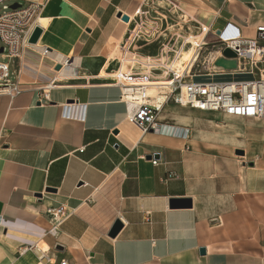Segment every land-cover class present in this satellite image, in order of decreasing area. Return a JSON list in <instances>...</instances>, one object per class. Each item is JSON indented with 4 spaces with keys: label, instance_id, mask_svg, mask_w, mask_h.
Segmentation results:
<instances>
[{
    "label": "crops",
    "instance_id": "0c3cea01",
    "mask_svg": "<svg viewBox=\"0 0 264 264\" xmlns=\"http://www.w3.org/2000/svg\"><path fill=\"white\" fill-rule=\"evenodd\" d=\"M28 1L39 5L47 25L17 65L21 94L0 93V264H44L31 252L16 254L36 243L51 264H264V118H233L246 126L236 139L209 142L203 131L205 140L196 142L189 140L192 123H185L189 108L178 107L184 109L178 116L177 106L167 104L158 121L171 135L142 134L126 122L120 90L108 76V56L120 57L123 38L117 13L131 17L146 5L151 17L162 18L155 38L135 46L155 57L170 34H185V26L170 28L167 4ZM170 1L218 38L230 27L239 38L254 39L264 26V0ZM66 60L73 76L61 78L57 71ZM256 70L264 76V60ZM256 70L212 81L256 80ZM51 82L48 102H39ZM67 104L74 116L63 119ZM185 130L187 139L181 138ZM239 137L244 142L233 145ZM173 199H189L191 207L170 209ZM52 207L70 213L56 238L46 234ZM117 221L122 228L110 237Z\"/></svg>",
    "mask_w": 264,
    "mask_h": 264
},
{
    "label": "built area",
    "instance_id": "2783aa9c",
    "mask_svg": "<svg viewBox=\"0 0 264 264\" xmlns=\"http://www.w3.org/2000/svg\"><path fill=\"white\" fill-rule=\"evenodd\" d=\"M26 4L15 9L11 6L16 0H0V93L14 98L21 94L22 87L18 82L17 65L24 49L29 45L28 40L35 28H41L39 18V5L23 0ZM154 6L155 0H146ZM167 4L166 14L172 25L185 26V34L173 32L168 40L161 45L157 56H142L135 50L139 42L149 41L162 29V18L151 17L150 8L141 5L135 9L128 22L131 27L122 38L119 46L118 69L112 80L120 90V101L126 108V122L136 127L142 134L154 132L161 126L158 118L165 105L172 104L181 108H189L203 112L219 113L227 117L261 120L264 118V76L256 80L236 81H195L190 73L198 58V53L204 45L209 29L197 24L196 27L187 28L191 20L170 0H160ZM10 4V6H8ZM196 30L195 33H191ZM219 39L222 51L229 49L236 54L237 73L251 74L257 63L264 60V26L257 27L254 39H237L222 41ZM194 46L191 61L182 73L174 71L173 65L183 48ZM249 64L248 68L246 67ZM16 66V69H15ZM13 69V72L10 70ZM247 69L249 71H247ZM223 73V71H221ZM13 75V77H11ZM163 81V88L155 89L151 95L152 84ZM53 82L45 86L39 94V102H48V91ZM61 116L63 119L73 118L69 104L63 106ZM181 138H188L183 132ZM83 148L78 149L82 152ZM156 165V161H152ZM167 178H176L168 174ZM91 198L86 202H90ZM50 226L47 235L56 238L60 234L62 223L70 215L64 207L50 208ZM144 220L148 222L149 214L145 213ZM1 222V221H0ZM33 253L39 263L51 264L47 250L39 243L21 247L17 256ZM59 264H68L62 260Z\"/></svg>",
    "mask_w": 264,
    "mask_h": 264
},
{
    "label": "rangeland",
    "instance_id": "374dc122",
    "mask_svg": "<svg viewBox=\"0 0 264 264\" xmlns=\"http://www.w3.org/2000/svg\"><path fill=\"white\" fill-rule=\"evenodd\" d=\"M16 4L24 5L26 4L23 1H16ZM10 6V4L8 5ZM1 12V9H0ZM130 15V14H129ZM117 22L119 23L120 27H122V37L127 33L128 27H125L119 20L120 18L116 17ZM197 24H190L187 28H194ZM208 28V27H207ZM196 31V30H195ZM122 41V38H121ZM120 41V42H121ZM220 49V43L218 36L215 32L211 31L209 29V33L204 40V45L202 46L201 50L198 53V58L196 60L195 65L192 68V71L190 73V76L193 80H197V77L199 76H208L209 80H219L223 78H234L237 76V67L235 69H228L224 70L217 66V63L220 59H222L220 56H217L218 51ZM118 50V49H117ZM192 49L187 50L179 59L176 60V63L181 65V69H183L187 62L192 57ZM111 58V56H108ZM109 66L116 67L119 63V58H111L109 60ZM190 58V59H189ZM113 59V60H112ZM3 61L0 58V62ZM249 64L247 63L246 67L248 68ZM258 67V63H257ZM16 69V66H15ZM116 70V69H115ZM13 72V69L10 70ZM181 71V70H180ZM179 71V72H180ZM223 71V73H221ZM247 71H249L247 69ZM257 74L255 75V78L261 77V73L257 71ZM54 75V74H53ZM13 77V75H11ZM172 112L176 115H181L184 112V109L176 108L174 107L172 109ZM185 123H192L193 132H190L189 140L191 141H201L205 140V138L201 135L200 132L207 133V137H209L207 141L214 142L217 140H224V141H230L231 138L236 139V135L239 134V131L242 132L246 129V126L244 125L243 121L233 118H228L222 115H219L217 113H201V112H195L191 109H185ZM220 127V128H219ZM226 129V131H225ZM222 132V136L220 134ZM221 136V137H220ZM186 139V138H185ZM244 142L245 139H242L239 137V141H235L233 145H236L238 143V146H241L240 142ZM236 143V144H235ZM243 145V144H242ZM260 147L254 148L250 151L251 154L254 156L260 155ZM240 158V156L238 157Z\"/></svg>",
    "mask_w": 264,
    "mask_h": 264
},
{
    "label": "water",
    "instance_id": "95a60500",
    "mask_svg": "<svg viewBox=\"0 0 264 264\" xmlns=\"http://www.w3.org/2000/svg\"><path fill=\"white\" fill-rule=\"evenodd\" d=\"M19 5L18 4H13L11 6L12 9L17 8ZM116 17L120 18L121 21L123 22H128V17L126 15H123L122 13L118 12ZM42 34V29L41 28H35L32 35L30 36L28 43L29 45H35L39 39V37ZM1 52V49H0ZM222 59H220L217 63V66L224 69V70H228V69H235L237 67V62L235 61L236 58V54L234 52H232L229 49H225L222 51ZM223 62H230L232 63V66L230 67H225L223 66L225 63ZM59 66L56 68L57 70H59ZM235 155L236 156H244V152L242 150H236L235 151ZM250 167L253 166L252 163L249 164ZM191 207V201L189 199H173L169 202V208L170 209H187ZM122 228V225L119 221H117L112 230L109 233L110 237H114ZM200 252L203 253V249L200 250Z\"/></svg>",
    "mask_w": 264,
    "mask_h": 264
},
{
    "label": "bare ground",
    "instance_id": "6f19581e",
    "mask_svg": "<svg viewBox=\"0 0 264 264\" xmlns=\"http://www.w3.org/2000/svg\"><path fill=\"white\" fill-rule=\"evenodd\" d=\"M125 23H127V22H125ZM40 25H41V27H46V20H43V19H40ZM165 38V37H164ZM220 39H222V41H232V40H235V39H237V36H235V32H234V30L232 29V28H230V27H227L223 32H222V34L220 35ZM165 40V39H164ZM33 46H35V45H33ZM33 46H29V47H33ZM29 47H27V48H29ZM26 49V48H25ZM189 49H192V50H194V46H189V47H187V48H183L181 51H180V53H179V56H178V58L177 59H179L187 50H189ZM40 50H42V49H40ZM44 51V50H43ZM43 53V52H42ZM44 53L45 54H47V51H44ZM43 53V54H44ZM192 54L194 53V51H192L191 52ZM58 54V53H57ZM193 56V55H192ZM65 57V56H64ZM190 59V58H189ZM191 59H192V57H191ZM191 59L187 62V64H186V66L183 68V69H181V71L180 72H178V73H182V72H184L185 71V69H186V67H187V65H188V63L191 61ZM56 61V60H55ZM59 62V61H58ZM176 62V61H175ZM223 63H225L223 66H225V67H230V66H232V63H230V62H223ZM175 64V63H174ZM63 65V67L59 70V71H57V73H58V75L61 77V78H66V77H70V76H73V71H74V69H73V66H72V63L71 64H69L68 63V61L66 60V61H64V63L62 64ZM174 66V65H173ZM257 68V67H256ZM256 68L254 69V70H256ZM115 69H116V67H114V66H110V69L107 71L108 72V76L109 77H112L113 75H114V73H115ZM210 78L209 77H197V80L196 81H202V82H209V81H212V80H209ZM154 87H152V89H151V91H150V94L152 95L153 93H154V90L155 89H159V88H163V86L165 85V83L163 82V81H159V82H157V83H155V84H152ZM161 126V125H160ZM158 130L160 131V132H162L163 134H166V135H171V131L170 130H168V129H164V128H158ZM186 133H188V130H185V134Z\"/></svg>",
    "mask_w": 264,
    "mask_h": 264
}]
</instances>
